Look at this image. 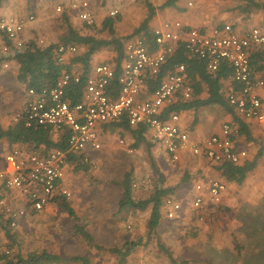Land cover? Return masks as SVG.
<instances>
[{"label":"built area","instance_id":"obj_1","mask_svg":"<svg viewBox=\"0 0 264 264\" xmlns=\"http://www.w3.org/2000/svg\"><path fill=\"white\" fill-rule=\"evenodd\" d=\"M56 11H67L73 25L97 24L91 0H70L66 5H58ZM118 14L114 10L110 16ZM34 20L33 15L26 20L0 15V75H18L13 50L26 45V27ZM186 26L174 20L154 27V47L139 38L127 42L118 69L106 62L93 64L83 84V72L76 70L64 72L53 87L26 88L24 108L11 117V124L22 120L27 128L50 127L56 132L68 131L69 137L65 150L53 149L46 155L22 147H13L4 154L0 217L8 221L9 229L19 228L31 215L44 212L61 199H72L73 193L66 186L67 170L74 164L70 156L96 169L91 152L102 148L101 127L108 122L126 119L132 127L144 125L146 137L156 144L168 166L189 159L212 165L240 164L249 157L234 141L237 131L230 122L209 137L194 139L180 114L171 113L163 118L165 109L179 99L192 97L193 87L185 64L175 65L154 90H150V82L160 76L180 48L189 57L204 61L210 72L227 63L231 68L227 83L237 86L227 94L230 105L245 121L264 126V76L254 74L250 60L252 51L264 50V31L255 26L238 32L232 24L211 29ZM52 40L50 34H45L36 41L48 46L56 43ZM77 52L74 44H57V62L66 64ZM72 85H82L80 99L74 104L68 97ZM227 191V184L218 178L193 185L190 206L200 221L205 219L207 210L223 204ZM164 207L167 220H175L183 213V202L177 197H167ZM4 253L10 255L11 251L5 249Z\"/></svg>","mask_w":264,"mask_h":264},{"label":"rangeland","instance_id":"obj_2","mask_svg":"<svg viewBox=\"0 0 264 264\" xmlns=\"http://www.w3.org/2000/svg\"><path fill=\"white\" fill-rule=\"evenodd\" d=\"M69 1L4 0L0 15L24 20L34 15L35 20L26 27V42L36 41L45 34H50L52 41L57 42L65 30L56 7L66 5ZM91 1L98 24L110 16L112 11H119L121 21L117 24V32L123 36L132 34L146 19L149 4L156 10L151 22L153 28L165 21L174 20L205 29L233 24L238 32H246L249 26H257L256 20L238 23L240 14L233 11V0H179L178 8L167 9L160 7L168 0ZM112 53L111 48L102 50L95 56L92 64L109 60ZM79 68L80 66L74 67L81 71ZM25 100L26 86L18 83L16 77L0 78V126L7 127L11 124V117L22 111ZM198 115L199 126L193 132L195 137L200 129V137H209L219 131L222 124L230 121L220 110H206ZM193 118V114H190L183 122L189 126ZM251 130L264 147V128L260 129L257 124H253ZM124 136L121 137L119 133L101 136L102 148L91 152L96 169L78 171L74 164L68 168L66 186L73 193L69 203L75 212L74 217L56 205L42 213L31 215L19 228L9 230L11 238L0 234V254L5 249L12 250L10 255L13 256L46 252L59 258L54 264H120V256L111 250L121 249L130 241L140 242V245L124 264L264 262L263 255L257 253L260 247L258 241L261 242L264 237L257 231L264 229V154L243 186L229 185L223 208H210L206 211L205 219L200 221L190 206L192 188L196 182L214 178L212 169L192 159L177 166H168L157 147L151 150L150 157L142 147L133 149L130 137ZM238 141L252 159L260 146L249 147L245 139ZM8 150V144L0 140V169L4 168V154ZM151 159L158 172L153 169ZM127 173H132L133 184L136 185L133 188L135 198H148L159 182L160 173L167 186L175 187V196L183 202L180 217L172 221L163 218L149 242L148 237L146 238L149 211L127 212L120 211L118 207L120 183ZM185 177L193 181L188 186L182 185ZM77 227L83 228L90 239L78 233ZM237 245L241 248V257L238 256ZM165 248L170 251L173 260L164 253Z\"/></svg>","mask_w":264,"mask_h":264},{"label":"trees","instance_id":"obj_3","mask_svg":"<svg viewBox=\"0 0 264 264\" xmlns=\"http://www.w3.org/2000/svg\"><path fill=\"white\" fill-rule=\"evenodd\" d=\"M233 1L235 4L233 6V11H238L240 14V21H238V23L241 21L253 22L256 20L257 27L264 31V0ZM3 2L4 0H0V7ZM178 2L179 0H168L160 9L178 8ZM148 9L149 13L146 19L132 34L127 36H123L117 32V24L121 21L120 15L113 17L108 16L100 24L88 27L85 25L75 26L71 23L67 11L60 13L59 20L64 25V27H62L65 31L56 43H52L48 46H41L37 41L30 40L26 42L23 48L13 50L12 60L18 66L16 80L18 83L25 85L26 88L40 90L42 88L53 87L64 72H74L76 71L74 67L80 66L83 72V84L85 77L93 65V59L98 53L107 48H111L113 53L112 57L105 62L115 69H118L125 56V46L127 42L139 38L144 40L146 45L154 47L153 25H151V22L156 15V10L151 4L148 5ZM182 11H184V9ZM60 43L74 44L78 47V52L63 65L57 62L56 57L57 44ZM250 60L254 74L264 76V50L257 49L252 51L250 53ZM177 64H185L187 67L189 81L193 87L192 97L189 100L179 99L175 104L165 109L163 118L166 119L171 113L180 114L182 119L193 114L194 118L192 124L186 126L192 136L195 127L199 124L198 114H200V112L206 110L222 111L225 117L230 118L231 122H228H230L237 131L234 141H236L239 148H242L238 141L241 139H245L249 147L250 145H259L260 147L252 159L248 157L240 164L223 163L221 165H212L205 161H203V163L206 167L208 166L212 169L215 175L213 176L214 178H218L227 184L228 189L230 184L238 187L243 186L249 174L256 170L264 154V147L260 145V141L252 133L251 129L253 124L245 121L238 115L236 109L231 106L228 101L227 94L230 90L237 88V86L227 83L228 76L231 73L230 66L227 63H223L218 71L210 72L204 61L189 57L185 51L180 48L175 55L168 60L160 76L157 77L156 80L150 82V90H154L164 76L168 72L173 71ZM81 87L82 85L70 86L68 97L72 104L79 101ZM107 133H119L121 137H125L124 135L129 136L132 140V148L139 149L142 147L148 152L150 157L151 150L156 147V144L146 137V128L144 125L132 127L126 119L103 124L101 127V136H105ZM68 137V131L56 132L50 127L37 126L27 128L22 120L18 123H12L7 127L0 126V140H4L10 149L13 147L30 148L42 155H46L53 149L65 150L68 145ZM70 158L74 161L75 168H77L78 171L90 168L75 156L74 158L70 156ZM151 164L153 169L158 172L153 159H151ZM158 175L159 182L146 199H137L134 197L132 173H127L120 183L121 197L118 204L120 211H149L146 234L148 242L165 217V199L170 196L176 197L175 187L167 186L163 175L160 173H158ZM192 182L191 178L189 180L188 177H185L182 185L188 186ZM55 205L70 216H75V212L71 208L69 201L61 199L57 201ZM217 207L221 209L223 208V204ZM193 213L197 215L195 211H193ZM9 230L11 229L8 227V221L0 217V234H4V236L11 238ZM76 230L86 239H90L83 228L77 227ZM257 231L264 236V229H258ZM263 239H261V242L258 241L260 247L257 253L262 254L264 258ZM148 242L147 244L145 243L146 246H148ZM138 245H140V242L135 243L127 241L121 249L114 248L111 252L120 256V264H124L127 258L136 250ZM160 248H163V246ZM236 249L238 256L241 257L240 246L237 245ZM163 250L164 253L173 260L170 251L166 248ZM58 260V257L46 252H31L27 256L21 254L15 256L7 255L4 251L0 254V264H54V262ZM252 260H254V258ZM262 264H264V262Z\"/></svg>","mask_w":264,"mask_h":264},{"label":"crops","instance_id":"obj_4","mask_svg":"<svg viewBox=\"0 0 264 264\" xmlns=\"http://www.w3.org/2000/svg\"><path fill=\"white\" fill-rule=\"evenodd\" d=\"M97 24H98V22H97ZM233 25V24H232ZM236 27V26H235ZM249 29L250 28H252L251 26H249L248 27ZM248 29V30H249ZM17 66V65H16ZM17 68H18V66H17ZM9 76H11V77H16V76H13L11 73H9V72H7V73H3L2 75H0V78H8ZM25 104V103H24ZM24 108V107H23ZM250 123H252V124H257L259 127H260V129L263 127L264 128V126H262V125H260V124H258V123H256V122H254V121H252V122H250ZM185 125V124H184ZM198 126H199V124H198ZM198 126H196V127H198ZM220 130V129H219ZM201 131V129L200 130H198V132H197V137H195L194 135H192V138H194V139H200V138H204V137H200L201 135L199 134V132ZM217 132H219V131H217ZM217 132H215V133H217ZM214 134V133H213ZM203 136V135H202ZM241 147V146H240ZM198 163L199 164H201V165H205L204 163H203V161H198ZM3 166L5 167V162H3ZM3 169V168H2ZM1 170V169H0ZM205 180H206V178H205ZM201 181H204V180H201Z\"/></svg>","mask_w":264,"mask_h":264}]
</instances>
